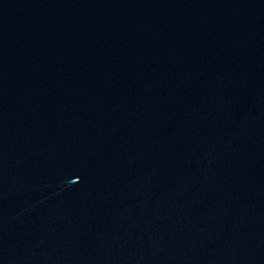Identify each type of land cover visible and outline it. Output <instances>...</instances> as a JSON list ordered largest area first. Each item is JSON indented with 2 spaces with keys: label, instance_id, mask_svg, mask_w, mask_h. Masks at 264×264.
I'll return each mask as SVG.
<instances>
[{
  "label": "water",
  "instance_id": "obj_1",
  "mask_svg": "<svg viewBox=\"0 0 264 264\" xmlns=\"http://www.w3.org/2000/svg\"><path fill=\"white\" fill-rule=\"evenodd\" d=\"M0 264H264V0H0Z\"/></svg>",
  "mask_w": 264,
  "mask_h": 264
}]
</instances>
